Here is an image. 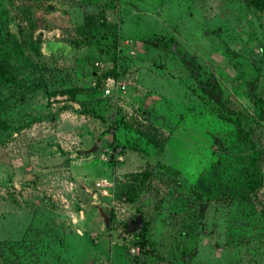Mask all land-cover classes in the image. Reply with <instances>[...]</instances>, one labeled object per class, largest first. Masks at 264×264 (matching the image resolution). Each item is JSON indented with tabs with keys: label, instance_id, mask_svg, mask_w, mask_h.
Returning <instances> with one entry per match:
<instances>
[{
	"label": "rangeland",
	"instance_id": "rangeland-1",
	"mask_svg": "<svg viewBox=\"0 0 264 264\" xmlns=\"http://www.w3.org/2000/svg\"><path fill=\"white\" fill-rule=\"evenodd\" d=\"M262 113L246 0H0V264H264Z\"/></svg>",
	"mask_w": 264,
	"mask_h": 264
},
{
	"label": "trees",
	"instance_id": "trees-1",
	"mask_svg": "<svg viewBox=\"0 0 264 264\" xmlns=\"http://www.w3.org/2000/svg\"><path fill=\"white\" fill-rule=\"evenodd\" d=\"M109 1H113V0H109ZM114 2V1H113ZM246 3L251 5L252 7H254L257 10L263 11L264 14V0H246ZM117 42V40H116ZM124 54L123 49H120V46H118V44L115 43L114 41V57L113 60H115L116 63V57L121 58ZM111 71H113L111 69ZM113 75L115 77H119L120 78V74L114 70L113 71ZM102 88V87H101ZM100 91L102 92V89H100ZM62 92H66V89H64ZM260 97L254 95V93H250L249 94V99L252 103H254L255 105H258L257 102ZM220 104L222 105V107L226 108V104L231 105V100L229 99V97L225 96L224 99L220 102ZM228 110V112L233 113L234 117H231L229 115H225L224 113H222V111H220V115L224 118V119H228L230 120L236 129V132L238 133L239 136H241V139L246 140L250 145H253V141L250 137V133L251 130L250 129H245L242 124L240 123L239 119L234 115L236 113L235 109L233 108H226ZM262 119L264 120V114H261ZM149 131H147V135H149V139L148 142H150L153 145H157L159 148H161L164 144V139L162 137H160V132H159V128H156L155 126H151L149 127V129H147ZM251 163L249 165V167L246 169V175L243 177V179L239 182H237L236 184H233L234 189L237 188V192H239V194H241L242 196H248L249 194H254L256 188L260 185L261 183V179L256 171V167L254 164V159L253 157H251ZM145 174H147V172H144ZM228 187H224V189H227ZM135 231H134V237H133V241L136 242L137 239L140 237H144V232H145V227L144 224L142 222L136 221V224L134 226Z\"/></svg>",
	"mask_w": 264,
	"mask_h": 264
},
{
	"label": "built area",
	"instance_id": "built-area-1",
	"mask_svg": "<svg viewBox=\"0 0 264 264\" xmlns=\"http://www.w3.org/2000/svg\"><path fill=\"white\" fill-rule=\"evenodd\" d=\"M113 1H116V0H113ZM129 52L132 53V50H129ZM94 64L100 65L101 63L96 61L94 62ZM101 87H102L101 88L102 94L107 96L114 92L117 93V92L123 91L125 88V82L121 81L119 78L115 77L114 75L109 74L103 78Z\"/></svg>",
	"mask_w": 264,
	"mask_h": 264
},
{
	"label": "water",
	"instance_id": "water-1",
	"mask_svg": "<svg viewBox=\"0 0 264 264\" xmlns=\"http://www.w3.org/2000/svg\"><path fill=\"white\" fill-rule=\"evenodd\" d=\"M95 147L94 146H92V147H90V150H93ZM106 222H107V219H106Z\"/></svg>",
	"mask_w": 264,
	"mask_h": 264
}]
</instances>
